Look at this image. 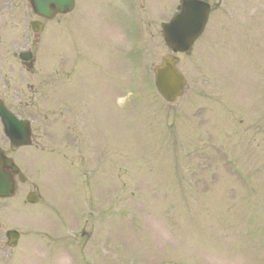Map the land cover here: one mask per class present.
I'll list each match as a JSON object with an SVG mask.
<instances>
[{
  "label": "rangeland",
  "instance_id": "rangeland-1",
  "mask_svg": "<svg viewBox=\"0 0 264 264\" xmlns=\"http://www.w3.org/2000/svg\"><path fill=\"white\" fill-rule=\"evenodd\" d=\"M77 1L6 99L43 148L12 153L29 184L0 200V264H264V0H209L172 106L151 68L181 0Z\"/></svg>",
  "mask_w": 264,
  "mask_h": 264
},
{
  "label": "water",
  "instance_id": "water-1",
  "mask_svg": "<svg viewBox=\"0 0 264 264\" xmlns=\"http://www.w3.org/2000/svg\"><path fill=\"white\" fill-rule=\"evenodd\" d=\"M33 3L34 11L39 15L53 14L69 10L73 0H30ZM208 8L205 4L196 0H183L182 11L169 24L164 26V40L173 51H183L189 47L193 40L201 32L207 17ZM173 58H164L162 65L154 69L155 86L160 95L167 103L173 102L176 96L180 95L182 80L174 70ZM0 117L5 125L9 136L22 137L18 123L8 114L0 109ZM15 168L8 159H5L0 152V197L11 196L14 190L12 176ZM9 246L15 244L17 234L7 232Z\"/></svg>",
  "mask_w": 264,
  "mask_h": 264
},
{
  "label": "flooded vegetation",
  "instance_id": "flooded-vegetation-1",
  "mask_svg": "<svg viewBox=\"0 0 264 264\" xmlns=\"http://www.w3.org/2000/svg\"><path fill=\"white\" fill-rule=\"evenodd\" d=\"M21 4H25L24 0H0V83L2 84H8L11 81L8 61L12 53L11 50H14L15 46L8 45L7 38L11 24L22 21V16L19 15ZM21 65L24 66V64ZM29 66L31 67V65ZM0 88H5V86L1 85ZM0 96H2L0 100L3 103L7 101L6 99L11 100L8 90L3 94L0 93ZM6 107L11 109L9 106ZM10 148L11 151H14L12 147Z\"/></svg>",
  "mask_w": 264,
  "mask_h": 264
}]
</instances>
